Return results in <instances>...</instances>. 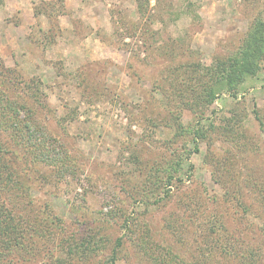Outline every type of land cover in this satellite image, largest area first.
Instances as JSON below:
<instances>
[{"label":"rangeland","instance_id":"374dc122","mask_svg":"<svg viewBox=\"0 0 264 264\" xmlns=\"http://www.w3.org/2000/svg\"><path fill=\"white\" fill-rule=\"evenodd\" d=\"M256 20L264 0H1L0 97L60 154L0 131L16 264H264V55L235 93L210 78Z\"/></svg>","mask_w":264,"mask_h":264},{"label":"trees","instance_id":"16d2710c","mask_svg":"<svg viewBox=\"0 0 264 264\" xmlns=\"http://www.w3.org/2000/svg\"><path fill=\"white\" fill-rule=\"evenodd\" d=\"M138 1L141 2V0ZM263 55L264 22L256 20L238 54L232 56L227 64L220 63L211 68L212 75H216L210 78L214 80L216 87L220 81L224 83L217 87L218 90L226 89L235 93L245 77L256 75L258 64ZM216 87L201 89L198 95H203L204 99L212 100L216 95ZM18 98L16 100L11 94L9 97H0V131L10 133L11 138L13 137L19 142L17 144L31 157L33 163L39 160L46 166L55 167L56 162L52 160V155L56 153L52 141L46 138H41L40 142L37 141V134L41 130L34 122L33 112L28 107V102L20 96ZM200 133L201 130H195L193 135L200 137ZM56 155L60 156V154ZM19 158V154L0 138V264H16L18 262L15 261V252L21 248L24 238L27 236L20 229L22 223L19 212V171L17 165ZM56 169L60 175H69L70 173L68 166L64 164L57 166ZM28 236L29 239L32 237L29 234ZM120 244L118 242V245ZM222 247V251L226 253V246L222 245ZM111 264H115L114 259Z\"/></svg>","mask_w":264,"mask_h":264}]
</instances>
